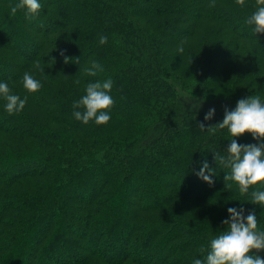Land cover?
<instances>
[{
    "label": "trees",
    "instance_id": "trees-1",
    "mask_svg": "<svg viewBox=\"0 0 264 264\" xmlns=\"http://www.w3.org/2000/svg\"><path fill=\"white\" fill-rule=\"evenodd\" d=\"M38 2V15L28 19L26 9L10 14L19 0H0V83L27 97L13 115L0 97V132L14 135L0 146V225L8 226L0 230V264H206L230 207H243L245 216L255 211L264 231V207L251 203L264 186L245 194L234 182L225 188L230 170L214 156L227 155L233 137L226 128L207 131L223 121L225 106L234 110L249 98L221 81L227 68L250 75L264 91V33L246 23L256 0L243 7L236 0ZM143 16L154 31L143 27ZM168 61L190 62L186 78ZM92 62L102 66L95 76L85 72ZM26 71L42 85L36 93L23 87ZM108 79L110 121L76 120L73 103L89 83ZM211 108L215 115L206 121ZM53 123L81 137L52 130ZM234 139L264 143L251 133ZM32 140L52 150L20 147L34 148ZM205 160L212 185L197 175ZM39 175L48 179L33 184ZM14 184L25 187L3 189ZM254 254L264 259V250Z\"/></svg>",
    "mask_w": 264,
    "mask_h": 264
},
{
    "label": "clouds",
    "instance_id": "clouds-1",
    "mask_svg": "<svg viewBox=\"0 0 264 264\" xmlns=\"http://www.w3.org/2000/svg\"><path fill=\"white\" fill-rule=\"evenodd\" d=\"M241 7L245 5V0H236ZM257 10L247 19L246 23L255 25L254 32L264 33V0H256ZM18 9H26L28 19L36 17L41 9L38 0H19L15 6H10V14L15 17ZM108 38L100 35L99 44L105 45ZM183 52V47L178 49ZM61 55H64L61 53ZM54 60V59H53ZM55 61V60H54ZM69 58L65 57V63ZM35 67L41 72L45 69L40 67L39 62ZM97 70H102L98 62H92L91 68H86L85 72L90 76H95ZM23 87L29 93H36L41 87V83L34 78L31 72L23 74ZM113 89V81L108 79L103 82L89 83L86 88V95L74 102L73 115L76 120L87 125L93 121L97 125H106L111 116L109 114L114 100L110 95ZM0 97L6 100L5 110L9 115L23 111L27 103V97L21 99L18 95L12 94L7 83H0ZM83 109V111H81ZM216 112L215 108L209 109L204 119L211 121ZM224 119L215 125H208L207 131L214 133L217 129H228L233 137L227 149V155L215 153L216 165H221L230 170L224 175L225 188H231L234 182L238 185L239 192L245 194L252 186H264V143L240 145L235 137L251 133L256 140H264V102L260 96L255 95L237 102L234 110L224 107ZM201 130H205L204 123H200ZM198 177L209 185L214 184L212 176L213 168L205 160ZM251 203L264 207V191H253ZM243 207L228 208L229 219L223 221L226 229L210 242V251L206 256V264H264V259L254 254L264 250V231L258 230V219L255 211L244 215ZM204 251L203 248L200 249ZM194 264H202L201 259H195Z\"/></svg>",
    "mask_w": 264,
    "mask_h": 264
},
{
    "label": "rangeland",
    "instance_id": "rangeland-1",
    "mask_svg": "<svg viewBox=\"0 0 264 264\" xmlns=\"http://www.w3.org/2000/svg\"><path fill=\"white\" fill-rule=\"evenodd\" d=\"M213 3H218V2H217V0H213ZM140 22L143 25V27L148 29L149 32L154 31V28L150 26L151 25V17L150 16L141 17L140 18ZM242 29L243 30L245 29V31L249 32V29H247L244 26L242 27ZM250 33L252 34L253 32L250 31ZM253 34H255V33H253ZM0 40H1V37H0ZM46 48H47V46H45V49ZM0 49H1V47H0ZM245 54L248 55L247 53H245ZM167 64L170 65V69H171L170 71L173 74L184 76V78H186V76H185L186 74H183V73H185L187 71L186 65L190 64V62H187L185 65L183 63L181 65H176L173 61H168ZM210 73H211V71L209 72V74ZM210 76L212 78V75H210ZM252 79L253 78L250 75H247L246 73H240V72L236 71L234 67H231V68H227L225 70V76L222 78L221 81L225 85H229V86L233 85V87H234V89H235V91L237 93H242L243 95L248 96V97H250L251 94L254 91H257L258 93L261 94V96H262L261 98L264 100V91L260 87H257L255 85H253L252 84V82H253ZM75 81L79 82V80H76V79H75ZM217 93H219V92H217ZM217 95H220V94H217ZM49 125H50L49 127L52 130L66 129L67 132H72V131L74 132L75 131V132H77L76 137L77 138L81 137L80 136L81 134H79V132L77 130H75V129L73 130L71 127L66 128V126L63 125V124H59V123L58 124L57 123L54 124L53 123V124H49ZM11 137H14V135L10 134V133L0 132V146H5V144H8L7 142L11 140ZM32 141L34 143H36L34 148L31 147L33 145L28 146L25 143H21L20 147H25V148L32 149V150H36V149L37 150L42 149V150H46V151H51L52 150L51 148H48V147L39 148V147H37L38 142L34 141V140H32ZM30 179H32L31 182H33V184H34V181H36V183H42L43 180L48 179V176L47 175H42V176L39 175V176H33ZM27 183H24L26 185V187L28 186ZM12 187L13 188L23 189L25 186H23V184L22 185L14 184V185H11L9 187H5L3 189L12 188ZM6 227H8V226H6L4 224H1L0 225V230L3 229V228H6ZM0 236H1V234H0ZM2 249H6V248H2ZM0 253H1V251H0ZM182 264H184V262H182Z\"/></svg>",
    "mask_w": 264,
    "mask_h": 264
}]
</instances>
